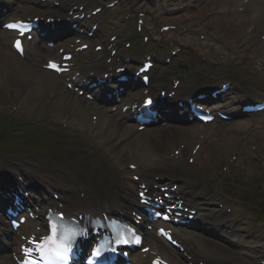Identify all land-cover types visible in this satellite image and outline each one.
Listing matches in <instances>:
<instances>
[{
  "label": "bare ground",
  "instance_id": "bare-ground-1",
  "mask_svg": "<svg viewBox=\"0 0 264 264\" xmlns=\"http://www.w3.org/2000/svg\"><path fill=\"white\" fill-rule=\"evenodd\" d=\"M10 1L8 0V2ZM15 1L18 3V7L23 10L22 16L30 15L31 11H33L32 14L57 15L61 8H49L48 3L51 0H47V4L41 3L34 10H31V6L29 5L30 0ZM15 5L17 6V4H13V6ZM247 7H250L252 11L250 23L256 26L260 25L258 21L264 16V0H251L248 2ZM262 27L264 28V26ZM1 36L2 34H0V38ZM57 44L58 46H63L65 40L59 39ZM29 55L34 60V53H30ZM50 56L54 57L56 54L50 53ZM22 62H25L24 59ZM31 66L28 65V68L20 69L22 74L23 72L26 74L23 75L25 77H22L23 80L20 82L8 84L0 78V89L13 91L17 95L23 93L20 99L27 100L38 107H48L47 109L49 111L62 109L64 111L63 113L54 115L56 120L85 129V132L89 131L94 133L95 135L93 134L92 137L96 140L95 145L102 153H107L111 156V161L105 164L98 158L85 157L79 152H75L73 155L62 154L54 156L38 154V156L31 159V162L38 163L43 168L40 171L36 169L34 172H46L47 176L54 183L68 182L74 186L83 188L87 192L86 198L81 201L79 197H76V200L78 203L82 202L84 206H91L92 210L98 208L96 201L104 199L111 200L115 203V208H118L117 211L121 212L123 217L129 219L127 210L129 208H136V198L133 194L136 184L128 179V172L123 168L122 164L125 160L130 159L132 161H129V163L136 162L139 168H142L143 165L148 169L158 168L159 163L165 161L167 158L163 150L155 145L156 139L160 141L159 131L151 132L149 137L142 139L138 135L140 132L134 134L131 130L132 128H128V125L123 123L120 116H113L108 107L102 104L100 98L94 101H88L84 97L78 96L62 86L60 80L55 77L49 78L48 82H46L47 84H45L46 88H43V81L45 79L38 77V74L41 72L49 74L51 72L38 70L36 66ZM101 70L107 74L113 72L108 66L103 67ZM81 79V77L76 78L72 83H79ZM111 87H115V85L113 84ZM81 88L89 90L87 84L84 83L81 84ZM43 90L46 91L45 99L40 96ZM114 106L116 109H122L121 104H115ZM77 113H80V116H77ZM88 114L96 115V123L94 125H90L91 121L88 118ZM70 115H73L76 119H72ZM122 117L127 118V115L123 114ZM7 159V157H0V163L7 161ZM178 159H168L165 162L168 167L164 171L167 172L172 166V163ZM32 168L35 169L36 167L32 165ZM162 173L163 171H161ZM143 178L147 181L151 180L148 176H143ZM26 184L31 187H37L40 185V180L33 177L27 180ZM93 187H98L101 195H97ZM190 188L195 189V186ZM107 205H110V203ZM216 224L218 222H213V220L209 222V225L215 228ZM28 226L29 223L25 224L22 230L30 231ZM0 235L8 236V244L0 254L2 264H12L11 260L7 257V249H13V244L16 243V237L12 232L9 233L3 226L0 227ZM177 237L184 244L185 250L191 259L196 258L202 260L204 264H239L234 262L230 255L235 249L240 254V250L236 246L232 245L227 251L222 252L215 245L210 244L212 240L209 237L197 230L187 229L179 231L177 232ZM145 240L150 243V234H145ZM234 244L242 246L240 240H237ZM151 248L166 257L172 264H185L186 260L184 258H181L178 254H172L164 244L156 240L151 242ZM246 255L245 251H241V256L245 264H255V260L253 259L254 255L251 258H248Z\"/></svg>",
  "mask_w": 264,
  "mask_h": 264
},
{
  "label": "snow or ice",
  "instance_id": "snow-or-ice-1",
  "mask_svg": "<svg viewBox=\"0 0 264 264\" xmlns=\"http://www.w3.org/2000/svg\"><path fill=\"white\" fill-rule=\"evenodd\" d=\"M7 27L22 30V25L10 24ZM16 46L20 47L19 41ZM49 67L56 66L50 64ZM73 236L74 233L68 229L50 225L47 235L30 241L33 247L26 250L23 264H61L68 258ZM33 253L36 255L34 256ZM93 255L99 256L100 250L94 251Z\"/></svg>",
  "mask_w": 264,
  "mask_h": 264
},
{
  "label": "rangeland",
  "instance_id": "rangeland-1",
  "mask_svg": "<svg viewBox=\"0 0 264 264\" xmlns=\"http://www.w3.org/2000/svg\"><path fill=\"white\" fill-rule=\"evenodd\" d=\"M219 3L218 1L216 2L215 0H209L208 2H206L203 7L201 8L200 12H204L205 10L207 9H211V8H214L216 6V4ZM192 13V12H190ZM247 17V15H246ZM219 21H222L224 23H226V20L224 18H219ZM263 24H264V21H262ZM228 30L229 27L227 28ZM235 31H237V29H235ZM230 32L232 33L233 31L230 30ZM261 32V31H260ZM6 49L1 47L0 48V56L6 60H8L10 63L6 62L5 60L3 59H0V73L3 75V78H4V73L5 75H7V78L10 80H15V79H20V74L17 72V67H22L24 68L22 62L18 59H16L14 56H12L11 54H8L6 53L5 51ZM20 71V70H19ZM21 72V71H20ZM49 78V77H48ZM5 94V95H3ZM7 96V93L5 91H0V102H1V105L3 104V107L0 106V109L1 110H5V102H4V98ZM6 101V100H5ZM220 128H228V129H231V127H228V125H221ZM222 129V134L223 136H225V132L224 130ZM237 129L241 130V128H238ZM219 150H226L225 147H222L220 146L219 147ZM246 161L248 162H251V163H256V161H250V156L249 155H244ZM249 170H247V173L248 172H252L253 174H257L258 172H260L259 170H257V168H253V167H248Z\"/></svg>",
  "mask_w": 264,
  "mask_h": 264
}]
</instances>
